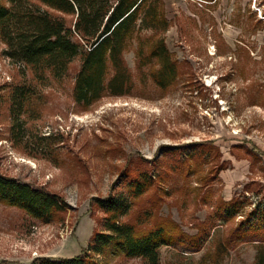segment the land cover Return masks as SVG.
I'll return each instance as SVG.
<instances>
[{"label":"rangeland","instance_id":"1","mask_svg":"<svg viewBox=\"0 0 264 264\" xmlns=\"http://www.w3.org/2000/svg\"><path fill=\"white\" fill-rule=\"evenodd\" d=\"M165 2L171 21L166 43L180 62L169 88L141 74L135 44L125 54L135 81L130 94L86 107L74 99V74L44 88L34 80L44 93L36 101L40 114L26 115L28 131L18 136L10 87L33 75L6 54L0 37V172L57 193L69 205L47 222L0 201V262L68 258L93 248L106 217L93 199L118 193L127 165L134 172L130 163L144 158L153 161L152 171L175 177L173 153L185 156L199 143L213 147L212 156L193 160L190 178L170 180L162 213L191 234L215 213L220 197L234 201L235 214L209 227L211 237L197 253L162 246L161 263L257 264L264 258V0ZM45 135L52 137L51 148L44 147ZM242 221L245 230L256 225L262 233L244 234L215 261L219 242ZM99 257L106 264H145L124 255Z\"/></svg>","mask_w":264,"mask_h":264},{"label":"trees","instance_id":"2","mask_svg":"<svg viewBox=\"0 0 264 264\" xmlns=\"http://www.w3.org/2000/svg\"><path fill=\"white\" fill-rule=\"evenodd\" d=\"M9 2L10 5L0 3V37L7 45L6 54L33 75L31 80L10 87V109L16 136L20 131H28L26 115L38 118L40 114L36 101H40L44 93L34 80L44 88L50 86L51 79L61 82L74 74V99L86 107L108 95H128L133 91L135 81L125 54L135 44L138 69L147 79L166 90L179 77L180 62L174 58L165 38L171 27L165 0ZM76 61L79 66L74 70ZM51 138L47 135L41 137L45 148L51 146ZM211 148L199 143L185 156L173 153L172 167L178 171L175 177L167 170L158 172V175L150 169L153 161L144 158L130 163L136 166L134 172L127 165L120 174L122 189L109 198L93 199L106 215L102 218L103 229L96 231L93 248L83 249L74 257H38L29 263L1 261L0 264H106L99 257L106 254L140 258L145 264H162V246L178 245L190 253L201 251L211 237L209 227L213 225L212 229H215L219 218L227 221L234 217V201L218 198L214 205L217 210L211 218L198 224L195 234L185 231L171 216H165L162 209L170 195V180L190 178L193 160L200 156L207 159L205 152L211 157ZM0 201L47 222L69 208L57 193L1 172ZM244 223L242 221L240 227L228 231L214 250L213 259L244 234L263 231V227L256 225L245 230ZM257 264H264V258L259 256Z\"/></svg>","mask_w":264,"mask_h":264},{"label":"crops","instance_id":"3","mask_svg":"<svg viewBox=\"0 0 264 264\" xmlns=\"http://www.w3.org/2000/svg\"><path fill=\"white\" fill-rule=\"evenodd\" d=\"M264 158V157H263Z\"/></svg>","mask_w":264,"mask_h":264}]
</instances>
